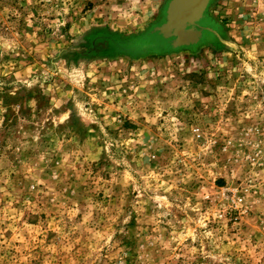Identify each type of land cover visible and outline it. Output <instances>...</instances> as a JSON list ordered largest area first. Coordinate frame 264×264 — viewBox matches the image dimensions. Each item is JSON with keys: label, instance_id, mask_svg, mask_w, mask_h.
<instances>
[{"label": "rangeland", "instance_id": "rangeland-1", "mask_svg": "<svg viewBox=\"0 0 264 264\" xmlns=\"http://www.w3.org/2000/svg\"><path fill=\"white\" fill-rule=\"evenodd\" d=\"M170 1L0 0V264H264V0Z\"/></svg>", "mask_w": 264, "mask_h": 264}, {"label": "water", "instance_id": "water-1", "mask_svg": "<svg viewBox=\"0 0 264 264\" xmlns=\"http://www.w3.org/2000/svg\"><path fill=\"white\" fill-rule=\"evenodd\" d=\"M186 2H187L186 0H171L168 7H167V16H169V20L172 18V15H173V17L176 16V18L178 19V20H176L178 22V24L176 25L173 32L171 30V31L167 32V34L164 33V37H163L164 39L165 38L171 39L170 44L172 46L188 42V41H183V40L181 41V39H184L185 35L188 34V32H190V31L186 30L188 28L187 22L190 21V19H188V17H187L188 15L186 13L183 14L184 16L183 15H181L180 17L177 16L179 13L182 12V10H185L186 8H188L186 6V4L188 2L187 3ZM207 2H208V0H197L196 3H198V4H197L195 10L199 14H198L197 18L193 19V21L200 18L201 13H202L203 9L205 8ZM184 3H186V4H184ZM170 26H171V22L169 24V27ZM174 26H172V27H174ZM185 40H186V38H185Z\"/></svg>", "mask_w": 264, "mask_h": 264}, {"label": "bare ground", "instance_id": "bare-ground-1", "mask_svg": "<svg viewBox=\"0 0 264 264\" xmlns=\"http://www.w3.org/2000/svg\"><path fill=\"white\" fill-rule=\"evenodd\" d=\"M187 2V4L186 3H184V4H186V6L188 7V8H186L185 10H182V12L181 13H179L177 16L178 17H180L181 15H183V14H187L188 16V19H190L191 21L193 20V19H195V18H197L198 17V12H196V10H195V8H196V6H197V4L198 3H196L197 2V0H186ZM184 16V15H183ZM168 20H169V16H168ZM176 20H178L177 18H176V16H174L173 17V15H172V18L169 20V22L168 23H166V24H164L161 28H157V31H158V35H162V37H164V33L165 34H167V32H169V31H171L172 30V32H173V30L175 29V27H176V25L178 24V22L176 21ZM170 22H171V26L169 27V24H170ZM175 25V26H174ZM172 26H174V27H172ZM186 30H188V31H190V32H188V34H186L185 35V38H186V40H185V38L184 39H181V41L183 40V41H189V40H193V39H195V33H194V31H193V29H191V28H187ZM187 36V37H186Z\"/></svg>", "mask_w": 264, "mask_h": 264}, {"label": "crops", "instance_id": "crops-1", "mask_svg": "<svg viewBox=\"0 0 264 264\" xmlns=\"http://www.w3.org/2000/svg\"><path fill=\"white\" fill-rule=\"evenodd\" d=\"M145 5L148 6L149 11L148 13L150 14H159L161 10L163 9L166 0H144Z\"/></svg>", "mask_w": 264, "mask_h": 264}, {"label": "built area", "instance_id": "built-area-1", "mask_svg": "<svg viewBox=\"0 0 264 264\" xmlns=\"http://www.w3.org/2000/svg\"><path fill=\"white\" fill-rule=\"evenodd\" d=\"M239 202H241V200L239 199Z\"/></svg>", "mask_w": 264, "mask_h": 264}]
</instances>
